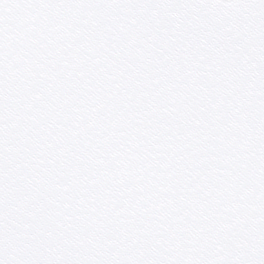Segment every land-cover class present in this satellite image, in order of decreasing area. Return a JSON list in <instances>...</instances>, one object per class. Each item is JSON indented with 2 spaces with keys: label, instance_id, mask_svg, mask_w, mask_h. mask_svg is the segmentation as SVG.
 <instances>
[{
  "label": "snow or ice",
  "instance_id": "1",
  "mask_svg": "<svg viewBox=\"0 0 264 264\" xmlns=\"http://www.w3.org/2000/svg\"><path fill=\"white\" fill-rule=\"evenodd\" d=\"M0 264H264V0H0Z\"/></svg>",
  "mask_w": 264,
  "mask_h": 264
}]
</instances>
